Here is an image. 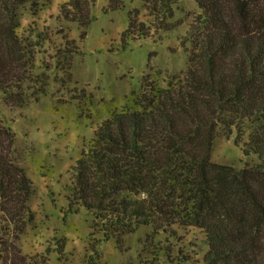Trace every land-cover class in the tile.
<instances>
[{"label":"trees","instance_id":"trees-1","mask_svg":"<svg viewBox=\"0 0 264 264\" xmlns=\"http://www.w3.org/2000/svg\"><path fill=\"white\" fill-rule=\"evenodd\" d=\"M178 1L143 0L151 19L133 10L126 34L165 30ZM195 1L202 13L188 34L202 65L192 71L188 92L157 89L147 108L114 112L97 126L73 166L70 208L79 203L95 214L108 237L148 225L173 235L195 229L208 245L201 263L264 264V164L236 168L212 157L222 132L264 161V14L240 0L237 29L222 0ZM50 2L0 0V93L22 89L48 39L36 26L34 39L23 35L20 9ZM124 4L108 0L106 10ZM92 6L70 0L61 12L88 27ZM6 141L0 138L1 210L10 224H24L34 220L33 183L10 157V144L4 152Z\"/></svg>","mask_w":264,"mask_h":264},{"label":"rangeland","instance_id":"rangeland-1","mask_svg":"<svg viewBox=\"0 0 264 264\" xmlns=\"http://www.w3.org/2000/svg\"><path fill=\"white\" fill-rule=\"evenodd\" d=\"M69 1L20 9L23 35L33 38L36 26L48 39L22 89L0 93V138L7 140L4 152L10 144V157L33 183L28 205L34 220L10 224L0 204V264H203L208 245L195 229L180 227L173 235L148 225L108 237L95 214L79 203L70 208L68 199L73 166L97 126L114 112L147 108L157 89L188 92L192 71L202 65L188 34L201 7L179 0L165 30L131 37L130 12L137 9L144 21L151 19L143 0H125L114 11L106 10L108 0H84L94 5L88 27L63 16ZM239 2L222 0L237 29L243 20ZM247 3L264 14V0ZM235 139L218 132L214 163L264 164L257 155H245Z\"/></svg>","mask_w":264,"mask_h":264}]
</instances>
